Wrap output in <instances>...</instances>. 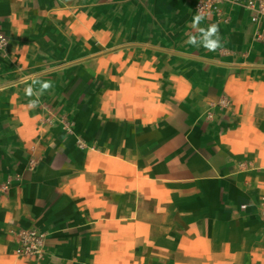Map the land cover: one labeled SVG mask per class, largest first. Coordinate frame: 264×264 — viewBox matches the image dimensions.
I'll return each mask as SVG.
<instances>
[{"label": "crops", "instance_id": "0c3cea01", "mask_svg": "<svg viewBox=\"0 0 264 264\" xmlns=\"http://www.w3.org/2000/svg\"><path fill=\"white\" fill-rule=\"evenodd\" d=\"M0 30V264H264V15L0 0Z\"/></svg>", "mask_w": 264, "mask_h": 264}, {"label": "built area", "instance_id": "2783aa9c", "mask_svg": "<svg viewBox=\"0 0 264 264\" xmlns=\"http://www.w3.org/2000/svg\"><path fill=\"white\" fill-rule=\"evenodd\" d=\"M234 2L243 4L245 7L255 11L258 15H264V0H234ZM207 8L208 6L201 5L198 7V10L203 12ZM6 44V36L0 32V50L4 49ZM260 212L264 216V196L261 197ZM43 248L44 237L42 234L30 230H22L18 233V245L15 250L17 256L40 259L43 256Z\"/></svg>", "mask_w": 264, "mask_h": 264}, {"label": "clouds", "instance_id": "9594fccd", "mask_svg": "<svg viewBox=\"0 0 264 264\" xmlns=\"http://www.w3.org/2000/svg\"><path fill=\"white\" fill-rule=\"evenodd\" d=\"M204 19L202 15H197L193 18L192 27L200 33V36L190 37L187 43L203 46L205 49L209 51H216L220 47V36H219V26L218 25H209L206 29L200 28V22ZM51 87L50 82H46L41 86V92L37 93V95L42 94L44 90H47ZM26 94L31 96L33 95V90L29 87L26 90ZM30 107L36 106V101H30Z\"/></svg>", "mask_w": 264, "mask_h": 264}, {"label": "rangeland", "instance_id": "374dc122", "mask_svg": "<svg viewBox=\"0 0 264 264\" xmlns=\"http://www.w3.org/2000/svg\"><path fill=\"white\" fill-rule=\"evenodd\" d=\"M0 32H2L1 30H0ZM3 33V32H2Z\"/></svg>", "mask_w": 264, "mask_h": 264}]
</instances>
